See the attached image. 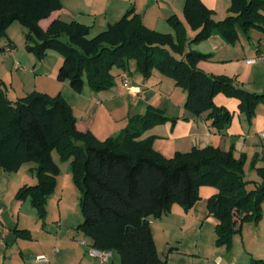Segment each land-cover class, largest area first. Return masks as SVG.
<instances>
[{
	"label": "trees",
	"instance_id": "obj_1",
	"mask_svg": "<svg viewBox=\"0 0 264 264\" xmlns=\"http://www.w3.org/2000/svg\"><path fill=\"white\" fill-rule=\"evenodd\" d=\"M61 7L62 0H0V38L20 20L28 29V48L39 55L47 49L59 52L64 61L57 78L69 80L78 92L87 85L94 92L111 89L119 76L116 71H129L135 60L145 79L154 69L173 78L187 92L185 109L206 115L215 132L225 131L233 118L230 110L215 103L217 94L239 99L250 121L264 102V92H250L232 77L202 70L199 61L211 54L190 48L214 32L234 44L252 29L264 31V0H232L222 20H216L202 0H185L191 37L176 15L169 17L175 33H162L147 27L133 9L95 35L78 21L59 19L44 30L40 21ZM168 120L176 118L149 107L118 136L101 140L90 130L78 129L72 107L60 95L33 92L14 101L0 83V170L16 172L25 163H37V183L21 187L16 197H28L44 217L57 186L59 166L53 151L71 159L82 187L83 221L78 228L93 247L117 251L121 264H169L157 248L151 217H162L174 204L188 210L201 198L202 186L216 187L208 208L218 220L217 244L230 247L244 223L263 218L264 167L256 168L262 182L253 183L246 178V155L237 157L233 149L209 145L168 158L152 140H139L143 131ZM17 231L30 236L26 229Z\"/></svg>",
	"mask_w": 264,
	"mask_h": 264
},
{
	"label": "crops",
	"instance_id": "obj_2",
	"mask_svg": "<svg viewBox=\"0 0 264 264\" xmlns=\"http://www.w3.org/2000/svg\"><path fill=\"white\" fill-rule=\"evenodd\" d=\"M202 1L213 10L216 20H222L229 15L232 0ZM184 4L185 0H62V7L52 12L50 17L42 19L40 26L47 30L51 23L57 19L65 22L78 21L90 27L91 34L95 35L133 9L142 17V21L147 27L162 33H175L169 17L176 15L185 23L191 37L194 33L185 20ZM255 31L261 32L262 30ZM263 33L264 31H262ZM251 45L252 49L249 48L246 52L239 43L231 44L218 32H214L204 40V43L191 46L199 52L211 54L210 58L201 60L198 64L205 72L232 77L242 88L254 93H263L264 63L260 60L256 63H249L248 60L260 57L264 53V47L259 43ZM9 48H12L11 43L6 46L4 51H8ZM61 63L59 59L53 70L48 73L53 86L57 84L56 73ZM227 65L228 68H226ZM240 66H243L244 69H241ZM122 72L116 71L117 74L119 73L118 78L121 85L115 84L111 89L100 92H94L90 87H86L84 95L78 96L79 102L75 115L78 129L90 130L99 139H104L100 138L102 136L100 130L96 129V124L100 112L102 109L104 110L103 107L106 104L105 114L109 115L113 122L114 119L122 117L126 113V117L123 116L126 120L120 126L106 132L108 136L117 135L129 125V115H136L135 107L138 111L140 102L146 107L145 101H147L150 106L156 105L163 109L162 111L167 113L166 115L170 118H176V121L168 120L155 124L143 131L139 137V140H152L153 147L164 156L170 158L176 152H188L193 148L214 145L225 150L233 149L237 157L245 154L246 165L249 164L245 166L246 169L264 167V136L262 135L264 132V102L258 105L256 114L250 121L247 115L241 111L239 99L229 97L224 93L217 94L214 99L215 103L233 113L228 128L219 133L213 131L206 115H194L184 108L183 102L185 104L187 92L177 86L173 78L164 75L157 69L153 70L148 79H145L141 73V76L134 77V73L129 70L130 84L124 86ZM127 86L131 89L135 99L138 98L136 101H130V108L126 103L128 88L125 87ZM144 92L149 95L143 99L144 95H141ZM177 93L181 94L179 100H176L177 97H175ZM153 97L154 99H152ZM119 99L123 101V104L117 103ZM135 102L136 104L133 106L132 103ZM36 166L33 165L32 168H36ZM13 174L0 170V264H44L48 261L50 264H121V257L117 251H112V256L105 262L94 257L87 247L92 244V240L90 238L83 239L74 231L64 234L61 228L57 235H53L47 232L40 223H36L34 226L21 223V218L18 220L15 217L17 209L15 196L24 184L34 185L38 179L35 177L28 182ZM217 192L216 187L202 186L200 188L201 198L190 209L187 210L180 204H174L171 211L162 217H151L156 244L159 233L165 237V249L161 251L158 246L157 248L169 264H195L194 260L197 256L203 258L204 261L209 260L206 246H203L206 239L203 229L204 226L208 227L217 238L218 220L208 208L209 198ZM35 216H37L36 213L33 214V217ZM192 225H199L200 230L194 249L191 251L183 247L181 241L185 235L191 232ZM14 227L28 230L30 236L25 237L26 239L18 238ZM233 242L234 250L220 264H264V214L259 223H244L241 231L234 236ZM115 252H117V256H115ZM33 254L44 255L41 257H46L49 260L37 262L38 256H33ZM190 254L194 256L191 258ZM27 256H32L33 261L27 260Z\"/></svg>",
	"mask_w": 264,
	"mask_h": 264
},
{
	"label": "rangeland",
	"instance_id": "obj_3",
	"mask_svg": "<svg viewBox=\"0 0 264 264\" xmlns=\"http://www.w3.org/2000/svg\"><path fill=\"white\" fill-rule=\"evenodd\" d=\"M255 30L257 29H252L248 35L241 34L240 38L235 43H239L240 46H242L241 48H244V51L246 52H248L249 48L252 49L251 44H254V43H259L261 46L264 47V33L262 34V31L257 32ZM27 32H28V29L25 27V25H23V23L20 20H16L7 29L6 34L0 38V49H1L0 50L1 52L0 53V83L2 84V87L4 88L7 97L11 100L16 101L20 98L26 97L27 95L33 92L44 93L51 97H56L60 95L72 107L73 112L76 115L77 106H78L77 104L79 102L78 96H83L84 95L83 93L85 92L86 87H89V86L88 85L85 86L82 92H78L71 87L69 80L62 81V80H59L57 77H56L57 84H54V86L51 85V80L49 79L48 73L49 71L53 70V67H55L59 59L63 63L64 58L59 52H57L54 49H47L42 55H39L34 50H30L28 48V44H30V42L27 40V35H26ZM10 43L12 44V48L11 49L9 48L8 51H4L6 46ZM201 43H204V40L195 42L193 44L200 45ZM242 43L243 45H241ZM32 44L34 45V43ZM190 48H192V46H190ZM12 50L14 51V54H12L13 53ZM241 60L243 59L241 58ZM16 63H19L20 66L16 67L15 66ZM226 68H228V65ZM240 68L242 69L243 66L242 67L240 66ZM130 70L134 73V77L140 75V72L137 69V63L135 60L130 61ZM57 74H58V71L56 75ZM133 83L134 82L132 81V84ZM115 84L121 85L118 76L115 78ZM122 84L125 86L124 83ZM128 86L125 88H128ZM130 90H131L130 88L126 90L127 91L126 93L127 102L126 103L128 104V107L130 106V103H131L130 101L132 100L136 101V99H138V98L135 99L134 94ZM46 91H48L49 93ZM144 93H142L141 95V96L144 95L142 97L143 99L145 97H148L147 95H149L147 93L145 94ZM175 97H177L176 100L177 99L179 100L181 97V94L177 93L175 94ZM152 99H154V97ZM117 103L123 104V101L119 99ZM145 103H146V107H144L141 102L140 104L138 102L139 108H138V111H136L137 107H135L134 112H136L135 113L136 115H133L134 117L144 116L147 113V110L149 107L161 109L160 107H157L156 105L150 106L147 103V101H145ZM135 104L136 102L132 103L133 106ZM104 105H105L103 107L104 110L103 109L101 110L99 119L96 124V129H98V131L100 130L99 132L102 136L100 138H104L101 140H105L109 137L118 136L120 132L117 135L115 134V135H110V136L106 135V132L116 129L118 126L121 125V123H123V121L126 120V118L123 117V116L126 117V113H125V115H123L122 117H118L114 119V122H113L111 118L109 117V115L107 116L105 114V107H107V105L106 104ZM183 105H184V102H183ZM128 107H127V110H129L130 108ZM133 116L129 115L130 120L134 118ZM53 158L59 166V171L56 176L57 186H56L55 192L48 198L46 202V212H45L44 217L40 215L39 209L31 203L28 197L25 199L19 200L17 199L16 196H15L16 198L15 201H16L17 209H16L15 217L18 218V220L19 218H21L20 220H21V223L23 224H31L32 226H34L36 223H40L42 226L45 227L47 232L53 235H57L62 228L63 229L62 231L64 234L74 231L76 235L77 234L80 235L81 238L83 239L89 238L83 232V230H81V228H78V226L83 221V216L81 213V206H80V201H81V196H82V187H81V184L75 179L74 174L72 172L71 159L63 157L58 149H55L53 151ZM33 165H37V163L36 162L25 163L18 171L11 172V173H14L13 175H15L18 178H22L23 180L30 182V180L32 181L33 178L37 177L35 168H32ZM248 165L249 164L247 165L245 164V166H248ZM245 173L247 174L246 178L250 180L251 182L253 183L262 182V177L259 175L255 167H253L252 170L249 168L248 169L245 168ZM25 185L26 184H24L23 186ZM262 209H263V214H264V200L262 203ZM34 213H36L37 216L33 217ZM190 228H192L191 232L183 237L181 241V245L185 248H188V250L192 251L194 249L195 242L197 241V238L199 236L198 231L200 230V227L199 225L197 226L192 225ZM17 230H20V229H18V227H14V231L16 232L15 234L17 235V237L26 239ZM203 230H204V235L206 238L203 246H206L205 247L206 254L207 256H209V260L204 261L203 258L197 256V258L194 257L195 264H210L211 262L212 264H220L222 260L226 256L229 257L230 253H232V251L234 250L233 249L234 242L232 243L230 247H227L226 245H219L217 244L214 234L210 232L208 227L204 226ZM165 245H166L165 237L163 235H160L159 233L157 237V246L158 248H160L161 251H163L165 249ZM87 247L91 249L92 244L88 245ZM117 255H118L117 252H115V256ZM10 256L11 254L9 255V257ZM19 256L21 255L19 254ZM33 256L39 257V256H44V255L33 254ZM193 256L194 255L190 254L191 258ZM28 259L33 261L32 256L31 257L27 256V260ZM44 264H50V262L48 261Z\"/></svg>",
	"mask_w": 264,
	"mask_h": 264
},
{
	"label": "built area",
	"instance_id": "obj_4",
	"mask_svg": "<svg viewBox=\"0 0 264 264\" xmlns=\"http://www.w3.org/2000/svg\"><path fill=\"white\" fill-rule=\"evenodd\" d=\"M258 60H260L264 63V53H262L260 55V57H258V58L249 59L248 62L249 63H256ZM15 66L19 67L20 65H19V63H16ZM121 76L123 78L124 84L129 85L130 84V76H129L128 71H123L121 73ZM262 135L264 136V132L262 133ZM90 253L102 262L108 261L110 259V257L112 256V251L101 250V249L95 248L93 246L90 249ZM46 260H47L46 257H41V256L37 257V261H46Z\"/></svg>",
	"mask_w": 264,
	"mask_h": 264
}]
</instances>
